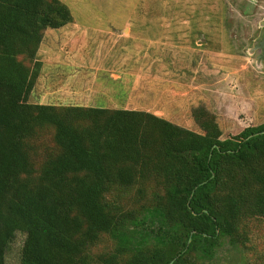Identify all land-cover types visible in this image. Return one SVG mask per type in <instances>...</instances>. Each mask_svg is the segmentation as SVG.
Instances as JSON below:
<instances>
[{
	"label": "trees",
	"instance_id": "trees-1",
	"mask_svg": "<svg viewBox=\"0 0 264 264\" xmlns=\"http://www.w3.org/2000/svg\"><path fill=\"white\" fill-rule=\"evenodd\" d=\"M73 22L60 0H0V264L20 224L21 264H212L264 218V124L222 139L205 107L199 134L147 112L31 104L44 33Z\"/></svg>",
	"mask_w": 264,
	"mask_h": 264
},
{
	"label": "rangeland",
	"instance_id": "rangeland-1",
	"mask_svg": "<svg viewBox=\"0 0 264 264\" xmlns=\"http://www.w3.org/2000/svg\"><path fill=\"white\" fill-rule=\"evenodd\" d=\"M60 1L74 22L44 33L31 104L147 112L199 134L192 114L205 107L222 139L264 124V0ZM24 231L8 264H21ZM243 235L236 246L223 239L212 264H264V218ZM112 245L105 237L93 253Z\"/></svg>",
	"mask_w": 264,
	"mask_h": 264
},
{
	"label": "water",
	"instance_id": "water-1",
	"mask_svg": "<svg viewBox=\"0 0 264 264\" xmlns=\"http://www.w3.org/2000/svg\"><path fill=\"white\" fill-rule=\"evenodd\" d=\"M263 27H264V23H263ZM256 50H260L262 52L260 60L262 58H264V37H263L262 41L260 42V44L256 47ZM171 264H173V263H171Z\"/></svg>",
	"mask_w": 264,
	"mask_h": 264
},
{
	"label": "crops",
	"instance_id": "crops-1",
	"mask_svg": "<svg viewBox=\"0 0 264 264\" xmlns=\"http://www.w3.org/2000/svg\"><path fill=\"white\" fill-rule=\"evenodd\" d=\"M42 92V91H41ZM41 103H43L42 101H41ZM92 108V107H91ZM109 109H112V108H109ZM112 110H122L121 108L119 109V108H117V109H112ZM124 110V109H123Z\"/></svg>",
	"mask_w": 264,
	"mask_h": 264
}]
</instances>
